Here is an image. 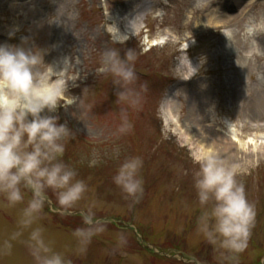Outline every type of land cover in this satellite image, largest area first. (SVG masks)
Wrapping results in <instances>:
<instances>
[{
    "label": "rangeland",
    "instance_id": "obj_1",
    "mask_svg": "<svg viewBox=\"0 0 264 264\" xmlns=\"http://www.w3.org/2000/svg\"><path fill=\"white\" fill-rule=\"evenodd\" d=\"M116 15L118 25L110 19ZM129 20L142 26L134 34L124 30ZM23 37L41 54L39 83L53 65L64 71L48 82L63 89L60 102L70 105L52 114L63 115L59 122L72 131L63 161L89 188L63 216L48 190L32 227L43 228L55 251L71 264H264V0H202L200 6L194 0H0V43L19 45ZM112 49L121 57L129 49L136 54L138 79L129 86L135 107L117 103L123 89L104 63ZM173 89L189 140L166 124L161 110ZM125 114L132 129L120 133ZM220 136L230 137L232 153ZM203 142L239 166L237 179L255 205V227L238 255L213 246L198 229L193 158L205 155L197 147ZM131 157L143 160L144 194L135 204L113 181ZM24 191V202L14 207L0 194V264H35L31 229L18 223L31 199ZM88 206L107 221L106 230L79 252L73 233L86 227L80 212Z\"/></svg>",
    "mask_w": 264,
    "mask_h": 264
},
{
    "label": "clouds",
    "instance_id": "obj_2",
    "mask_svg": "<svg viewBox=\"0 0 264 264\" xmlns=\"http://www.w3.org/2000/svg\"><path fill=\"white\" fill-rule=\"evenodd\" d=\"M35 49L29 46L28 37H23L19 45L0 43V194L14 207L24 202V190L31 192L18 223L22 229H31L27 243L35 264H71L46 241L43 228L32 227L44 212L49 189L56 196L62 216L70 214L89 191L88 185L77 179L78 172L63 161L72 131L52 113L70 103L60 102L61 87L45 89L39 83L37 69L42 57ZM135 60L132 49L123 57L115 49L104 53L113 83L123 89L117 93V103L125 101L131 107L138 103L129 87L138 79ZM143 87L147 89V85ZM131 129L125 114L119 132ZM193 159L199 165L193 177L202 210L197 221L199 231L213 246L234 255L243 253L255 227L256 209L247 199L245 186L237 179L241 169L212 152ZM142 168L140 157L128 158L113 178L133 204L144 194ZM80 215L86 227L77 228L73 235L78 241V251L85 252L93 237L106 230L107 221L96 217L93 206L82 209ZM121 242L126 240L121 237Z\"/></svg>",
    "mask_w": 264,
    "mask_h": 264
},
{
    "label": "bare ground",
    "instance_id": "obj_3",
    "mask_svg": "<svg viewBox=\"0 0 264 264\" xmlns=\"http://www.w3.org/2000/svg\"><path fill=\"white\" fill-rule=\"evenodd\" d=\"M201 1L202 0H194V4L196 6H198V5L200 6ZM122 18H124V17H122ZM110 19L113 22H115L116 25L120 24L119 22H120L121 18L119 15H116L114 17H110ZM130 19H131V16H130ZM116 21L118 22V24L116 23ZM140 27H142V26L137 25V24H135V26H134V24L131 23V20H129L128 24H127V28H125L124 30L127 31L128 33L133 32V34H134L136 31H138L140 29ZM111 30L113 32L114 39H116V41H121V39H120L121 36L118 32H116L115 28L113 27ZM123 39L125 41L124 37H123ZM156 44L157 43H155L153 45H156ZM63 72H64L63 70L59 69V65H53V67L48 72H46V74H44V78L40 80L41 86L44 87L45 89L53 87L49 84L48 79H52V78H54V76H58V77L64 76ZM57 83L58 82L56 81L55 85H57ZM175 99H177L175 90L174 89L170 90L169 93L167 94V96L164 98L162 104H161V110L163 112V115L166 118V122H167L166 124L167 125L174 124L175 130L177 132L179 131L182 136H185L188 138V136H189L188 130L186 129L184 124L180 123V116L178 114V106L179 105L176 104ZM201 103H202V101H201ZM196 115H198V117H201L203 114L201 115V113L200 114L196 113ZM218 133H220V131ZM220 138L224 139V140H222V139L221 140H222L223 144H226V147H225L226 150H228L232 153V150L236 149L234 147V144L232 143V141L229 140L230 137H221L220 136ZM215 139L216 140L214 142L221 141L217 138H215ZM188 140H189V138H188ZM206 141H208V140L206 139ZM207 146H211L209 142L198 143V145H197V147H200L199 149L202 150V152L205 154L208 152H211L210 148H208Z\"/></svg>",
    "mask_w": 264,
    "mask_h": 264
}]
</instances>
